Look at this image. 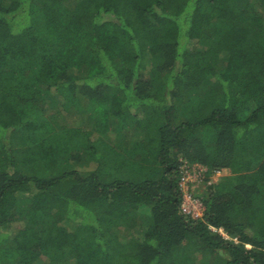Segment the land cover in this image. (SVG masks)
<instances>
[{
  "label": "trees",
  "instance_id": "1",
  "mask_svg": "<svg viewBox=\"0 0 264 264\" xmlns=\"http://www.w3.org/2000/svg\"><path fill=\"white\" fill-rule=\"evenodd\" d=\"M183 162L229 173L200 219ZM4 239L0 264H264V0H0Z\"/></svg>",
  "mask_w": 264,
  "mask_h": 264
},
{
  "label": "rangeland",
  "instance_id": "2",
  "mask_svg": "<svg viewBox=\"0 0 264 264\" xmlns=\"http://www.w3.org/2000/svg\"><path fill=\"white\" fill-rule=\"evenodd\" d=\"M197 47V42L195 41H191L187 44V48L189 50H195ZM225 66H221V69H223ZM22 71L23 73L21 74V76H23L22 78V81H20V86L28 91V92H35L37 91L38 93V97L41 98V99H45V96H46V90L44 88V86H40V85H36V83L33 81V77L36 76V69L32 66H30V64L28 62H23L22 64ZM40 86V87H39ZM39 87V88H38ZM204 93V90H200L198 91L197 93L195 94H192V96H188L185 100V104L187 106H192V105H195V101L200 98ZM94 122V121H92ZM88 130V129H86ZM85 131V128L84 130ZM92 131H95V129H93ZM86 132V131H85ZM109 135H100V138H104L106 141L110 142L111 140L114 141V138L115 136L112 134V132L108 133ZM113 137H112V136ZM210 136V133L208 131H205V130H200L196 135H195V138H201V139H204V140H207L208 137ZM111 138V139H109ZM113 138V139H112ZM77 141H82L83 142V146L84 144L86 143V139H77L76 141H73L71 143L72 146H74L75 148L78 149H82L83 146L76 143ZM111 141V142H113ZM98 144H99V141H98ZM112 144V143H111ZM113 146L114 148H116L119 152H121L122 154H125L127 155L129 158H133V159H140L142 156V153L144 151V148L143 147H139V148H134V146H130L129 143H127L126 141H123V142H119V143H113ZM228 171H225L223 173V175H228ZM222 175V176H223ZM201 189H199L197 191V189L195 188L194 190V194H201L203 191H204V188L205 187H200ZM151 212L149 210L148 207H145V206H142L141 209H139V211H137L136 213V216L134 218L135 222L140 224V225H146V224H149L151 222ZM19 227H21V223L19 222H16L14 225H11L10 227L4 229L5 232L8 234V236L10 237V235H13L15 234L16 230L19 229ZM10 234V235H9ZM0 247L3 248V251H5L6 253L5 254H8L9 252L12 251V245L9 244V242H7L5 239L0 243ZM2 250V249H1ZM4 254V255H5ZM10 257V256H9ZM12 258L11 260L13 262H17V258H18V255L16 254L15 256L13 257H10ZM221 258H228L226 255H221L219 257V259ZM216 263V261H214ZM18 263V262H17Z\"/></svg>",
  "mask_w": 264,
  "mask_h": 264
},
{
  "label": "built area",
  "instance_id": "3",
  "mask_svg": "<svg viewBox=\"0 0 264 264\" xmlns=\"http://www.w3.org/2000/svg\"><path fill=\"white\" fill-rule=\"evenodd\" d=\"M208 169L200 164H189L183 162L181 166V174L179 178V186L182 192V204L181 212L185 216L191 217L192 219H200L204 215L205 207L202 199L194 194L195 188L197 191L200 187H206L218 181L223 175L221 171H216L211 178L206 182ZM214 232H219L225 236L226 239L229 237L223 232V230H217L211 228Z\"/></svg>",
  "mask_w": 264,
  "mask_h": 264
}]
</instances>
